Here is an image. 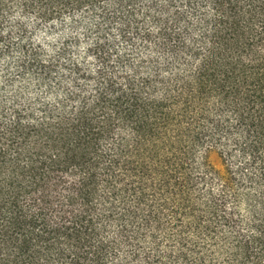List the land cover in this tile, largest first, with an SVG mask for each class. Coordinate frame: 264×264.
Wrapping results in <instances>:
<instances>
[{"label":"trees","instance_id":"obj_1","mask_svg":"<svg viewBox=\"0 0 264 264\" xmlns=\"http://www.w3.org/2000/svg\"><path fill=\"white\" fill-rule=\"evenodd\" d=\"M15 41L51 99L0 101V264H264V0H0Z\"/></svg>","mask_w":264,"mask_h":264},{"label":"rangeland","instance_id":"obj_2","mask_svg":"<svg viewBox=\"0 0 264 264\" xmlns=\"http://www.w3.org/2000/svg\"><path fill=\"white\" fill-rule=\"evenodd\" d=\"M78 26L72 25L69 20L61 22L60 24L51 26H35L31 19L27 20V29L24 41L28 46L39 47L42 51L41 57L52 55L64 42H68L69 55L74 57H83L84 47L87 42L85 31L89 33V42L95 39V32L92 30L93 24L96 20H86L81 16L75 18ZM76 26V27H73ZM109 37L116 45L117 51L125 52L129 56H133L131 50L126 44L122 42L117 32L118 27H110ZM74 41L79 42V46H75ZM18 42H13L12 49L5 56H0V101L5 103L7 107L13 104L16 96H22L25 100L32 102H47L51 99L49 94L43 87H38L33 78L32 71L21 69L20 62L23 59L19 49ZM93 69L95 64L90 61L85 62ZM60 73V71H58ZM208 160L213 168L216 170L220 168V160L213 150L208 155Z\"/></svg>","mask_w":264,"mask_h":264}]
</instances>
